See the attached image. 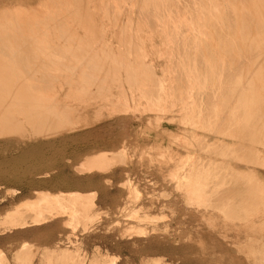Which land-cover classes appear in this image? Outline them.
I'll return each mask as SVG.
<instances>
[{
    "label": "bare ground",
    "instance_id": "6f19581e",
    "mask_svg": "<svg viewBox=\"0 0 264 264\" xmlns=\"http://www.w3.org/2000/svg\"><path fill=\"white\" fill-rule=\"evenodd\" d=\"M97 1L99 2L98 9L107 12L116 11L115 16H120L119 13L122 12L123 15L125 13L126 16L124 17L126 21H128L127 24L124 25L125 27L121 25L125 28V31L119 29L117 32L111 31L114 38L117 39L118 42L121 41L119 45L122 43V45H124L126 43L125 49L132 43L133 38L134 42L139 43L142 47L144 46L142 35L144 29L154 31V33L157 34L159 40L165 46L166 51H168L164 59L169 61L172 73L171 78L177 82L175 84L181 85L182 82L184 83L185 79H190L191 81H189V83L186 82L183 91L177 87L179 89H177V93L178 91L180 93L177 94V98L179 95L178 103H176V89H173L174 91L171 93H166L167 87L163 85V76L159 75L160 77H158L157 74L154 75L152 73L154 71L149 72L151 67L143 61V58L138 56V53V55L135 54L136 50H132V47L126 50H124V47L121 49H119L120 47H118V49L112 47L110 43L106 41V37L104 36L105 33L103 34L100 31H96L97 25L95 23H89L91 20L85 23L87 20L81 17L82 21H84V24L79 22L80 28H83L84 31L82 32L81 29L80 31L82 33H78L77 31L67 33L69 36L66 35L67 38L65 40H62L63 38L61 37H57L58 39L53 38L54 35L60 36L59 33L56 35L53 29L61 27L71 30L70 27H73L72 24L67 21H59L61 19H68L67 14H69L70 17L71 13V16L76 13V18L79 14L83 15L85 18L91 16L86 15L89 13V7L91 6V4L89 7L85 5L86 0H36V2L32 4H29V2H34L33 0H29L28 2L16 0L15 2L18 4H14L11 7L6 5L0 6V140H5L6 138L8 139L14 136L23 141L27 140L31 142L30 140H34L39 146L46 149L49 147L55 148V146L60 145L72 146L77 144L87 149L99 148V146H102L105 149L99 148L94 154L90 153L91 155L83 156V160L74 166V170L77 173H82L84 171L90 172L92 170H109L111 166L118 162L114 154L120 151L117 150L113 152L107 149L109 145L115 142V136L112 135V138L109 140H104L105 137L103 138V136L101 137L96 133L97 136L92 138H96L97 141L103 138L100 143H98L99 145L97 146V143L90 141L93 132L92 129L83 130L82 132L79 131L85 127L87 128V125L91 124L90 121L83 120L79 122L76 120L78 119V115L75 116L77 117L76 119H73L74 115L78 114L79 110L85 106L87 107L88 104H75L72 100L75 101V99L78 98H85V93H88L86 97L90 96L92 99L95 98L92 97L95 95L99 97L98 93L102 92L103 94V89H105L107 85L106 81L108 84L112 85L115 82L117 85V82L123 77L124 81L118 83L119 87L114 88L109 85L113 87L115 91H120L122 89V87L120 89V83L124 85V82L132 81V79L136 77L135 79H139L140 81H138L143 83L140 85V83L138 84V82L134 80L132 85L135 84L136 86L132 87L135 91L137 90L135 88H138V90L140 89V96L149 101V103H147L148 112L149 110L151 112L155 108L157 110V107L163 112H171L174 110L175 106H177V113L180 112L179 114L183 115L182 118H179V123L184 126L183 128H187L191 123H193L194 126L200 125L199 122L203 119L206 123L204 127H211L210 130L215 133H224L231 136L230 138L238 137L241 140L243 139V141L252 134L250 137H253L257 144L258 141L260 145L264 144V138L262 142V137L264 136V0H124L125 4L123 6L118 5L120 0ZM135 2L139 12L138 15H136V19L132 15L135 13H132L129 7V5L131 6V4ZM90 12L95 16L96 12L95 14L94 11ZM17 13L18 16L16 15ZM109 13V15L114 14L113 12L112 14L111 12ZM105 15L106 14H104V16ZM121 18L122 17H118L117 21H121ZM91 19L94 18L91 17ZM133 20L136 21L133 22ZM121 23L122 22H120V24ZM117 25L114 26L117 27ZM118 26L120 27V25ZM132 27L136 28L138 31L137 36L134 35L135 37L133 38V35L130 36L131 33L126 31ZM40 28H44L45 30L43 29V31H40ZM133 46L135 48V45ZM7 50H9V52ZM4 51L9 54L6 53L7 55H2ZM132 51L133 56L131 53ZM202 58L206 60L205 63H202L203 66L200 64L201 60H203ZM165 64H167V62H165ZM215 75L218 76L219 80L221 79L222 84L216 82ZM208 76L210 78L213 77L215 83L213 81L212 83H218V85H212L211 83L212 86L217 87H215V89L210 86V92L206 89L208 92L207 94L210 95L205 97L206 92L204 90L200 91L203 85H196L193 83V80L195 81L199 79V77L205 79ZM111 78H113L112 83ZM148 78L149 81H152L150 84L153 86L152 90L151 87H147ZM115 79H117V82ZM204 79L203 82L205 81ZM130 82V85L127 84L129 87L131 86ZM101 83L105 87H102ZM221 85H223V90L220 89ZM109 86L107 87L110 90L111 88H109ZM130 88L129 90L131 92L128 90V87L127 90L131 93L130 100L132 101L131 104H133V112V109L137 107V94L133 95L135 91ZM195 88L198 89L195 91ZM125 90L123 89V92ZM221 93L225 95L223 96ZM216 94H220V98L218 97L219 100H217ZM104 96L105 95H103V97ZM126 96L127 95L122 94L115 96V98L120 101L124 100L123 102L126 101L127 104L124 103L123 107L125 108L126 106L128 109L130 108L128 107L127 100L129 96L127 98ZM113 97L114 96H111V98ZM204 97L207 101V106L205 104L206 107L202 106L206 113L204 115L205 118L201 116L204 112L200 114V111L195 109L196 101L200 100L199 102H201ZM89 101L91 102V100ZM112 102L109 103L111 107L115 105ZM199 102L197 103L199 104ZM231 104L233 107H230ZM223 109L225 110L222 111ZM228 109L230 113L229 111L226 113ZM201 110L203 109L201 108ZM101 111L102 110L98 109L97 113L103 115ZM162 111H160V114H162ZM127 112L128 110L122 111L121 109V113L125 114ZM153 112L154 111H152V113ZM152 113L145 114H151L152 116ZM115 114L120 115L116 112ZM118 115L111 117V121L105 125H112L118 123L120 120H126L124 116L119 117ZM234 115H237L235 117L238 121L232 125ZM104 117H106V115H104ZM104 117L101 116L100 118ZM164 119L168 124H175V119L172 116L167 115ZM234 125H236V128L233 127ZM171 137L176 138L177 136ZM250 137L249 139L251 140ZM106 138H108V136ZM173 138L171 139L173 140ZM234 140L236 139L234 138ZM209 141L210 140H208V142ZM213 142H215L214 144L218 143L221 147L222 145H226L221 144L222 141L220 138L215 139ZM2 143L4 142L2 141L0 144ZM177 144L180 145L179 141ZM231 144H234V142L230 141L226 146H230ZM207 146L209 148V145ZM236 146L237 145L233 147L235 148ZM229 148L231 149V147ZM254 152L251 154L254 155L256 152L258 153V151ZM2 154L3 153H1V155ZM118 154H121V156L124 155L123 152H118ZM241 154L240 152L238 154L240 156L237 155L239 158V160H237L238 162L241 161V156L247 155L245 152L243 155ZM258 155L260 154L258 153ZM253 158L254 157H252V160L250 159L251 162L254 160ZM262 159L260 160L262 161ZM188 160L189 159L184 160L183 163L180 164L181 167L179 165L176 167L175 171L171 173V180L172 178L175 179V186L187 197L188 200L185 198L187 203L200 205L203 202L204 193L202 187L205 181L202 183L199 176L208 172V165L211 161H209V163L207 162L208 165L204 164V168L203 163L198 159L197 163L191 162L189 165L190 167L186 169ZM255 161L257 160H254V162ZM193 163L198 167H194ZM232 163L227 162V165L223 166V168L226 167L231 173L238 174V170L235 169V165ZM250 163L247 164L250 165ZM258 163L259 162L256 164L259 165ZM224 164L225 163H223V165ZM45 167L46 168L43 170L33 171L30 174L49 175V178H51L54 168ZM180 169L182 170L181 172L184 171L185 173L183 172V174H180V171H178ZM232 177L234 176L232 175ZM260 179H262V177ZM241 180L246 184L244 185L243 182L237 180L228 187L227 185L230 184L224 185L226 183L224 178L220 180L222 181L221 183L217 180V183H220L219 185H216L214 182L213 185H208L209 187H206V189H212L213 192H210L209 195L211 196L212 194L217 196L216 201L218 204H220V202L230 204L228 205L230 206V211L243 204H249L250 202L251 204L252 202L254 204L258 203V205L264 204V191H261L263 193L258 195V197H256L257 199L252 196L254 197L252 201H250L252 197L248 198L242 191H245L246 187L248 190L257 191L258 188H256L255 185L257 178L251 176ZM250 180L253 184L252 182L250 183ZM247 181H249L248 184ZM37 186L39 188L35 190L34 197L18 202L3 214L0 220L2 225L7 229H24L33 225H41L54 218L65 217V226H70L74 229L79 226L83 231L88 229V225L93 222L94 219L92 210L96 204L93 195H88L79 190H67L70 186L66 184L49 185L46 180L40 181ZM236 188L239 189V192ZM206 193L205 191V194ZM212 203H214V201L211 202V205H213ZM202 205L203 203L201 206ZM227 209L228 208H226V210ZM229 210H227V212L230 214ZM234 211H232V214ZM221 212L223 213V211ZM244 213L245 212H243V214ZM232 214L230 215L234 218L235 216ZM234 214L236 215V213ZM237 215L236 219L239 218L238 216L242 217L241 214ZM131 217L139 218L136 211L131 214ZM143 218H148V216L143 215ZM262 219H264V215ZM136 232L140 234L142 230L139 228ZM27 245V242L23 241L14 251L12 255L13 264L31 263L35 251H32V255L29 256L31 249L28 248L29 246L27 247ZM75 254L73 250L72 252H57L52 250L49 251L48 260L54 258V261L57 260L66 263L73 258ZM94 260L91 261L90 264H98L99 262L106 264L111 259L101 258L99 254H96L94 255ZM0 264H10L4 253H0ZM154 264H158V262Z\"/></svg>",
    "mask_w": 264,
    "mask_h": 264
},
{
    "label": "rangeland",
    "instance_id": "374dc122",
    "mask_svg": "<svg viewBox=\"0 0 264 264\" xmlns=\"http://www.w3.org/2000/svg\"><path fill=\"white\" fill-rule=\"evenodd\" d=\"M15 1L0 0V3L2 2L0 6L6 5L11 7L14 4H18ZM22 1L28 2L29 0ZM33 1L34 2H29V4L36 2V0ZM90 4L91 6L89 7ZM124 4V0L118 2L119 6H123ZM85 5L90 8V11H94V14L96 12L98 17L96 14L94 16L90 11L86 14L91 15L88 16L90 18H85L80 14L76 18V13L73 14V16H71V13L69 17V14H67L68 19H61L59 21H67L68 23H71L73 27H70L71 30L69 28L67 30V28L65 29L61 27L53 29V32L56 33V35H58V33L60 35H54L53 38L61 37L63 38L62 40H65L67 38L66 35H68L67 33L76 31L82 33L84 31L83 28H80V23L84 24V21H82L81 17L84 20H87L85 23H88V21L91 20L89 23H95L97 25L95 30L100 31L103 34L105 33L104 36L106 37V41L109 42L112 47L116 49H118V47H120L119 49L124 47V50L132 47V50H136L135 54L138 53L139 55H137L140 58H143V61L151 67L149 72L154 71L152 72L154 75L157 74L158 77L163 76V85L164 87H167L166 93H171L174 91L173 89H176V103H178L179 95L177 98V94L180 93L179 91L177 93V89L179 88L183 91V87H185L184 85L186 82L189 83L190 79H185L186 81L184 80V83L182 82L181 85L175 84L177 82L171 78L172 73L169 61L164 59L168 51H166L165 46L159 40L157 34H155L154 31L144 29V32L142 33L144 46L142 47L139 43L134 42L133 37L137 36V29L134 27L129 28V30L126 31L131 33H128L130 36L133 35V40L132 43H130L132 45L129 44L125 49L126 43L124 45H122L123 43L119 45L121 41L119 40L120 42H118L112 33L114 31L117 32L118 29L125 31L124 25L127 24L128 21H126V18L124 17L126 16L125 13L123 15V12H117L120 16H115L116 11L107 12L98 9L99 2L97 0H86ZM129 7L131 12L135 13L132 15L136 19V15L139 13L136 8V2L132 3L131 6L129 5ZM109 12H111V14L113 12V16L109 15ZM104 14H106L105 16L107 19ZM16 15L18 16V13ZM91 17L96 19H91ZM118 17H122L121 21H117ZM108 19H111V22ZM135 21L136 20H133V22ZM120 22L123 24H120ZM117 24L120 25V27ZM114 25H117L118 28ZM43 29L40 28V31H43ZM62 31L65 36L62 34ZM133 45H135V48ZM9 50L7 51L9 52ZM8 52L4 51L2 55ZM131 53L133 56V51ZM165 62H167V64H165ZM203 62L205 63L206 60H201L200 64ZM135 78L132 79V81L130 80L131 82L129 81L131 83L130 87L133 91L135 90L132 86H136L135 84L132 85L134 80H136L138 84L140 83V85L143 83ZM111 79L112 83L113 78ZM121 79L119 82L122 83L124 78L121 77ZM199 79H196L197 81H194L193 79L191 80H193V83L196 85H203L200 91L204 90L206 92L205 97L207 95L209 96L210 94L207 93L210 92L211 87H217L212 86L215 83L214 78L208 76L205 79L202 77H199ZM203 79L206 84L203 82ZM115 80L117 82V79ZM212 81L214 83H212ZM119 82H117V85L115 82L111 85L106 81V87L101 83V86L105 87V89L102 88L103 94L102 92L98 93L99 97L97 95H91L92 97H95L94 99L90 96L86 97L88 93H85V98L82 97L78 98L80 100H72L75 104H88L87 107L85 106L79 110L78 114L74 115L73 119L78 117L76 120L79 122H82L83 120L90 121L91 124L87 125V128L85 127L79 130L82 132L83 130L92 129L93 132L90 141L97 143L98 146V143H100L101 139L104 137V140H109L112 138V135L115 136V142L112 145H109L107 149L113 152H116L117 150L120 151H117V154H114L117 159L115 160L118 162L111 166L109 170H92L90 172L84 171L82 173H77L74 170V166L83 160V156L94 154L99 148L105 149L102 146H99V148L87 149L86 147L77 144L72 146L60 145L55 146V148L49 147L46 149L39 146L34 140L28 142L27 140H19L14 136L9 137V141L7 138H4L6 141L3 139L0 140V143L2 141L4 142L0 144V220L3 214L18 202L34 197L35 190H38L39 188L37 184L43 180H46L49 185L66 184L70 186L67 190H79L88 195H93L96 204L92 210V214L94 215L93 222L88 225L86 231H83L79 226L75 229L70 226H65V217L54 218L41 225H33L24 229H7L0 223V253H4L10 264H13L12 255L14 251L19 247L21 242L26 241L28 244L27 247L29 246L28 248L31 249L29 256L32 255V251H35L30 264H90V262L94 260V255L96 254H99L101 258L111 259L106 264H154L155 262H158V264H264V219H262L264 215V204L258 205V203L254 204L252 202V205L250 202L249 204H243L240 207H233L237 212L239 209L238 214L235 209V211L229 210L230 206L228 205L230 204H224L223 202H220L221 205L218 204L216 201L217 196L212 194L211 196L209 195L210 192H213L212 189H206V187H209L208 185H213L214 182L216 185H219L222 182L220 180H223L224 178L226 181L224 185L230 184L227 185L229 187L234 181L236 182L238 180L243 182L241 179L252 176L257 178L255 185L258 190L252 191L248 190L246 187L245 191L242 190L243 193H245L248 198H251L252 196L256 198L263 193L261 191H264V136L262 135L263 145H260L259 141L258 145L253 137H250L252 134L247 137V139L250 137L252 141L250 139L249 141L246 138V141H243V139L241 140L238 137L230 138L231 136H228L227 134L215 133L210 130L211 127H204L206 123L203 119L199 122L200 125L194 126V124L191 123L187 128H183L184 126L179 123V118H182L183 115L179 114L180 112L177 113V106L174 108L175 111L173 110L171 112H163L162 110H159L158 107L157 110L156 108L152 110L154 111V114L152 111L150 112V110L148 112L147 103H149V101L140 96L141 93H139L140 89L138 90V88H135L137 89V92L135 91V94H133H137V107H133V112L135 110L133 113V104H131L132 101L130 100L131 93H129L130 84L127 81L126 82L129 85H127L126 82H124V85H121L120 83V89L122 87V92L123 89H126L124 91L125 93H122L121 90L115 91L114 89L119 87ZM151 82L152 81H149L148 78L147 87H151L152 90L153 86L150 85ZM216 82H219V84L221 83V79L219 80L218 76H216ZM214 85H218V83ZM107 86L111 89L109 90ZM222 86L223 85H221L220 88L221 90H223ZM127 87L129 91L127 90ZM197 89L198 88H195L194 90L196 91ZM118 93L119 95H127L126 98L129 96L127 99L129 106H127L130 108L127 109L126 106L125 108L123 107L126 101L123 102L124 100L120 101L115 98V96H119ZM103 95L105 96L103 97ZM222 95L224 96L225 94ZM111 96L114 97L111 98ZM205 97L203 101L205 100ZM218 97L220 98V94L217 95V100H219ZM199 101L200 100L196 101L195 109H198L200 114L201 112H204L201 116L205 118L204 115L206 113L203 107L206 105L207 101L205 100L203 102L201 100L202 105ZM110 102L114 103L115 107L113 105L111 107L109 105ZM118 102L121 103L119 104ZM197 102H199L200 105ZM118 104L119 106L117 107ZM200 106L203 110H201ZM116 107L118 109L120 107V111ZM230 107H233L232 104ZM98 109L102 110L101 113L103 115L97 113ZM121 109L122 111L128 110V112L125 114L121 113ZM224 110L225 109L222 111ZM160 111H162V114H160ZM228 111L229 109L226 110V113H228ZM115 112L121 114L118 115L115 114ZM145 113H152V116L151 114L149 115ZM104 115H106V117H104ZM117 115L119 117L124 116L126 120H120L118 123L112 125H105L111 121V117ZM167 115L172 116L174 119L177 116L178 119H175V124H168L165 122L164 117ZM101 116L104 118H100ZM235 116L237 115H234L232 125L238 121ZM233 127L236 128V125ZM96 133L101 137L103 136V138L100 140L98 139L99 141H97L96 138H92L97 136ZM107 136L108 138H106ZM171 136L177 137L173 138ZM171 138H173V140ZM217 138L221 139V144L227 145L230 141L234 142V144H231L232 146L222 145V148L218 143L214 144L215 142L213 141ZM234 138L236 140H234ZM208 140L210 141L208 142ZM175 141H179L180 145ZM207 145H209V148ZM235 145L237 146L234 148L233 146ZM229 147H231V149ZM254 151H258L260 155H258L257 152L256 154ZM118 152H123L124 155L121 156ZM240 152L242 153L241 155H243L244 152L247 155H243L244 157L241 156V161L238 162L237 160H239V158L237 155ZM252 152L255 154L253 153L254 155H252ZM1 153L3 154L1 155ZM245 156L247 160L245 159ZM250 156L254 157L253 159L257 161L254 162L253 160L251 162L252 157ZM186 159H189L186 169L190 167L189 165L191 162L197 163L198 159L203 163V167L205 166L204 164L208 165L207 162L209 163V161H211L208 165V172L199 176L202 183L205 181L202 187L204 193L202 206V203L200 205L187 203L185 201V198L187 199V197H185L180 189L175 186V179L172 178L171 180V173H173L176 167L178 165L180 166V164ZM260 159H262V161ZM227 162H233L232 164L235 165L234 167L239 173H231L226 167L223 168V166L227 165ZM257 162H259V165L256 164ZM223 163L225 164L223 165ZM247 163H250V165ZM194 164L195 163H193V166L197 168L198 166ZM45 166L54 168L55 172L53 171V176L51 178H49V175L30 174L33 171L43 170L46 168ZM178 171H180V174H183L184 172H181V169ZM232 175L234 177H232ZM235 176L237 180L235 179ZM259 177H262V179ZM217 180L218 182L220 181L219 184L217 183ZM251 182L252 181L250 180V183ZM248 183L249 181H247V184ZM243 184L245 185L246 183L243 182ZM236 189L237 191L239 190L238 188ZM205 191L208 194H205ZM254 197H252L250 201H252ZM212 201H214V203H212L213 205H211ZM226 208H228L227 210L230 211V214L234 211L236 215L241 214L242 217L237 215L239 218L237 217L238 219H236V215L233 213L232 215L235 216L234 219L233 216L227 212ZM220 210L223 211V213ZM242 210L245 212L244 214ZM134 211L137 212L139 218L131 217V214ZM143 215H147L148 218H143ZM139 228L142 230L140 234L136 232ZM52 250L57 252H72L73 250V253H76L77 255L75 254V256L66 263L57 260L54 261V258L48 260L49 251ZM98 264L103 263L99 262Z\"/></svg>",
    "mask_w": 264,
    "mask_h": 264
}]
</instances>
